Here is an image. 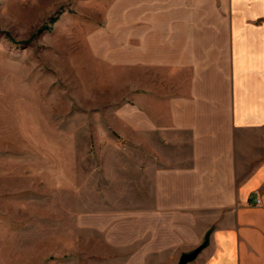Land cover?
<instances>
[{
	"label": "crops",
	"instance_id": "obj_1",
	"mask_svg": "<svg viewBox=\"0 0 264 264\" xmlns=\"http://www.w3.org/2000/svg\"><path fill=\"white\" fill-rule=\"evenodd\" d=\"M104 1L92 48L122 67L124 106L92 174L123 199L118 260L264 264V0Z\"/></svg>",
	"mask_w": 264,
	"mask_h": 264
},
{
	"label": "rangeland",
	"instance_id": "obj_2",
	"mask_svg": "<svg viewBox=\"0 0 264 264\" xmlns=\"http://www.w3.org/2000/svg\"><path fill=\"white\" fill-rule=\"evenodd\" d=\"M97 1L0 0V264H129L123 199L92 174L117 156L96 137L124 106L122 67L93 52Z\"/></svg>",
	"mask_w": 264,
	"mask_h": 264
},
{
	"label": "water",
	"instance_id": "obj_3",
	"mask_svg": "<svg viewBox=\"0 0 264 264\" xmlns=\"http://www.w3.org/2000/svg\"><path fill=\"white\" fill-rule=\"evenodd\" d=\"M201 251V247L195 249L194 251L190 252V253H185L181 256L179 263L178 264H188L192 261H194L197 256L199 255Z\"/></svg>",
	"mask_w": 264,
	"mask_h": 264
},
{
	"label": "built area",
	"instance_id": "obj_4",
	"mask_svg": "<svg viewBox=\"0 0 264 264\" xmlns=\"http://www.w3.org/2000/svg\"><path fill=\"white\" fill-rule=\"evenodd\" d=\"M259 203H260V200L258 199V200H257V204H259Z\"/></svg>",
	"mask_w": 264,
	"mask_h": 264
},
{
	"label": "trees",
	"instance_id": "obj_5",
	"mask_svg": "<svg viewBox=\"0 0 264 264\" xmlns=\"http://www.w3.org/2000/svg\"><path fill=\"white\" fill-rule=\"evenodd\" d=\"M204 245V244H203ZM201 248H202V246H201Z\"/></svg>",
	"mask_w": 264,
	"mask_h": 264
}]
</instances>
